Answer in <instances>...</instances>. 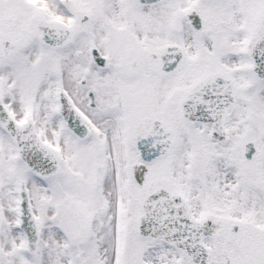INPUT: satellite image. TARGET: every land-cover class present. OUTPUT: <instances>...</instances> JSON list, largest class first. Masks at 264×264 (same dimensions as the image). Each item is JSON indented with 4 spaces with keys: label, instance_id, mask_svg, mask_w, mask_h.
<instances>
[{
    "label": "snow or ice",
    "instance_id": "snow-or-ice-1",
    "mask_svg": "<svg viewBox=\"0 0 264 264\" xmlns=\"http://www.w3.org/2000/svg\"><path fill=\"white\" fill-rule=\"evenodd\" d=\"M0 264H264V0H0Z\"/></svg>",
    "mask_w": 264,
    "mask_h": 264
}]
</instances>
